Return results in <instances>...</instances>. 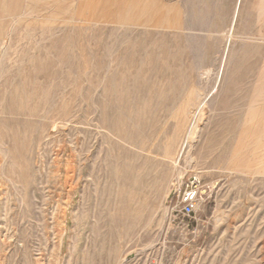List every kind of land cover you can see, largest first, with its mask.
I'll list each match as a JSON object with an SVG mask.
<instances>
[{"label":"rangeland","instance_id":"1","mask_svg":"<svg viewBox=\"0 0 264 264\" xmlns=\"http://www.w3.org/2000/svg\"><path fill=\"white\" fill-rule=\"evenodd\" d=\"M87 3L0 0V264H264V0Z\"/></svg>","mask_w":264,"mask_h":264},{"label":"crops","instance_id":"2","mask_svg":"<svg viewBox=\"0 0 264 264\" xmlns=\"http://www.w3.org/2000/svg\"><path fill=\"white\" fill-rule=\"evenodd\" d=\"M92 8L105 9L112 15L124 14L125 16H133L136 22L151 23L158 22L165 27H169L173 23V14L177 7L186 0H86ZM197 1L199 8L205 9L206 0H187ZM223 1V0H216ZM231 2L234 0H230ZM87 3V4H88ZM241 0H237V6L233 15V22L236 21L239 14V6ZM231 35V34H230ZM229 35V36H230ZM233 35H231V38ZM234 47L231 43L228 47ZM229 49V48H228Z\"/></svg>","mask_w":264,"mask_h":264},{"label":"built area","instance_id":"3","mask_svg":"<svg viewBox=\"0 0 264 264\" xmlns=\"http://www.w3.org/2000/svg\"><path fill=\"white\" fill-rule=\"evenodd\" d=\"M209 188V185L205 184L199 177H189L184 184V189L179 188L174 192L173 208L183 216L189 217L194 212V208L202 195Z\"/></svg>","mask_w":264,"mask_h":264},{"label":"bare ground","instance_id":"4","mask_svg":"<svg viewBox=\"0 0 264 264\" xmlns=\"http://www.w3.org/2000/svg\"><path fill=\"white\" fill-rule=\"evenodd\" d=\"M199 109H201V108H199ZM202 115V114H201Z\"/></svg>","mask_w":264,"mask_h":264}]
</instances>
